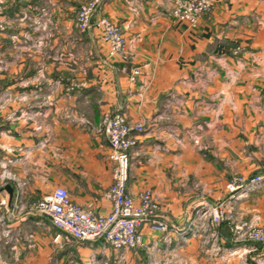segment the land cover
Returning <instances> with one entry per match:
<instances>
[{
  "label": "crops",
  "instance_id": "0c3cea01",
  "mask_svg": "<svg viewBox=\"0 0 264 264\" xmlns=\"http://www.w3.org/2000/svg\"><path fill=\"white\" fill-rule=\"evenodd\" d=\"M88 1L0 0V264H257L264 247L234 243L227 221L206 226L233 177L264 175V0H213L196 27L173 18L174 0H104L97 16L123 30L127 59L100 29L78 30ZM117 111L145 124L128 191L151 190L169 231L144 225L137 251L55 242L33 206L57 187L112 211L110 147L96 128ZM227 208L264 226V187Z\"/></svg>",
  "mask_w": 264,
  "mask_h": 264
},
{
  "label": "built area",
  "instance_id": "2783aa9c",
  "mask_svg": "<svg viewBox=\"0 0 264 264\" xmlns=\"http://www.w3.org/2000/svg\"><path fill=\"white\" fill-rule=\"evenodd\" d=\"M104 0H90L78 11L76 23L81 33L96 27L101 30L103 39L110 44V55H122L126 58V39L120 27L107 17H98ZM213 0H174L173 18L181 23L196 27L202 16L210 14L214 8ZM2 7L0 6V15ZM140 70H131L130 80L136 81ZM143 96V94H140ZM97 132L104 133L108 139L113 163V183L107 192L112 202V211L107 215L96 214L92 209L79 206L71 200L65 188L57 187L53 193L33 206V211L47 217L58 229L55 242L69 244L75 242L102 241L116 251H137L144 246L142 228L149 225L151 230L166 233L167 223L158 217L160 210L151 190L147 189L138 197L127 188L130 172V155L137 145L136 135L145 132L144 123H131L124 112L106 113L102 116ZM199 145V140L195 139ZM264 187V175L249 179L235 176L228 184L229 198L225 203L211 207L209 217L215 227L224 221L225 204L238 200L248 193ZM5 205V201L1 202ZM19 205V204H18ZM17 208L20 209V206ZM236 242L252 241L263 244L264 228L253 226L245 221L229 224Z\"/></svg>",
  "mask_w": 264,
  "mask_h": 264
},
{
  "label": "rangeland",
  "instance_id": "374dc122",
  "mask_svg": "<svg viewBox=\"0 0 264 264\" xmlns=\"http://www.w3.org/2000/svg\"><path fill=\"white\" fill-rule=\"evenodd\" d=\"M89 2V1H88ZM87 3V2H86ZM85 3V4H86ZM84 5V4H83ZM78 14V13H77ZM116 25V24H115ZM119 27V26H118ZM123 31V30H122ZM124 34V33H123ZM134 69V68H133ZM138 69V68H137ZM130 75H131V72H130ZM137 79V78H136ZM141 94H143V93H141ZM98 128V127H97ZM97 128H96V130H97ZM104 134V133H103ZM105 135V134H104ZM106 137V136H105ZM107 138V137H106ZM108 140V139H107ZM256 176V175H255ZM254 177V176H253ZM228 187V186H227ZM228 189V188H227ZM221 204V203H220ZM220 204H217V205H215V206H213V207H216V206H218V205H220ZM225 208H224V211H223V216H224V221H223V223L224 224H226V221L229 223V224H233V223H238V222H240V221H245V222H247V223H250L251 225H253V226H258L256 223H254L253 221H251V220H245V219H235V220H232L231 218H228V216H226V214H225V210H227L228 208H227V206H228V203H226L225 204ZM160 211V210H159ZM157 214H159V212L157 213ZM228 218V219H227ZM161 221H163V220H161ZM164 222V221H163ZM227 223V224H228ZM221 224V223H220ZM258 227H261V228H264V226H258ZM206 228H209V234L211 235L212 233H214L215 234V232L216 231H220L222 228H223V226H221L220 227V225H218L217 227H215L213 224H211V220L209 219V221L207 222V226H206ZM216 238L215 237H213V236H209V246L210 245H212V244H215V242H214V240H215ZM213 240V241H212ZM231 240L235 243L236 241L233 239V237H231ZM211 241H212V243H211ZM244 242H250V241H244ZM216 245V244H215ZM217 248V246L213 249V251H210L211 253H212V255L214 256V257H219L220 256V253H219V250H217L216 249ZM215 250V251H214ZM219 254V255H218ZM257 259V258H256ZM125 262V258L123 257H120L119 259H117V261H115V264H125L124 263ZM257 264H264V257H260V258H258L257 259Z\"/></svg>",
  "mask_w": 264,
  "mask_h": 264
},
{
  "label": "trees",
  "instance_id": "16d2710c",
  "mask_svg": "<svg viewBox=\"0 0 264 264\" xmlns=\"http://www.w3.org/2000/svg\"><path fill=\"white\" fill-rule=\"evenodd\" d=\"M223 224H224V223L222 222V223L220 224V227H221ZM231 237H233L232 232H231ZM231 237H230V239H231ZM250 242H252V241H250ZM252 243H254L255 245L259 246L260 248H263V244H261V243H257V242H252Z\"/></svg>",
  "mask_w": 264,
  "mask_h": 264
}]
</instances>
